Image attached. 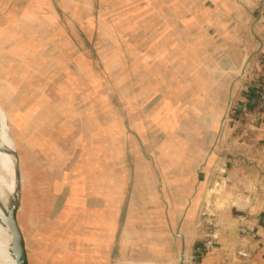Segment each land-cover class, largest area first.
<instances>
[{
  "label": "rangeland",
  "instance_id": "rangeland-1",
  "mask_svg": "<svg viewBox=\"0 0 264 264\" xmlns=\"http://www.w3.org/2000/svg\"><path fill=\"white\" fill-rule=\"evenodd\" d=\"M221 26L213 0H0V64L29 70L27 86H1L20 90L2 91L0 106L19 157L30 264L248 259L222 249L243 202V189L228 197L223 183L226 143L214 144L204 189L194 178L214 149L209 134L223 137L219 107L247 56ZM13 111L30 123L24 142ZM75 184L81 205L71 214Z\"/></svg>",
  "mask_w": 264,
  "mask_h": 264
},
{
  "label": "crops",
  "instance_id": "crops-1",
  "mask_svg": "<svg viewBox=\"0 0 264 264\" xmlns=\"http://www.w3.org/2000/svg\"><path fill=\"white\" fill-rule=\"evenodd\" d=\"M213 3L221 14L223 24L221 29L230 31L229 33L235 38V42H241V45L247 51L246 59L243 60L245 61L243 67L238 69L239 66L236 64L238 74L234 76V82L230 75L231 82L229 87L225 89L224 106L219 107V109L223 107V112L219 115L220 118L224 116L223 120H221L224 126L223 137L217 138L219 135H216V133L209 134V141L213 142V145L217 141H222L230 149L228 156L229 167L221 170L223 173L228 171V177L223 178V183L227 185L230 192L227 196L232 197L234 195V192L230 188L243 189V202H238L241 209H237L239 215L233 220L235 226H231V231H227V234L221 235L225 238L226 242L222 249H224L225 258H232L237 249H243L248 255V259L243 260V264H264V110L258 107L259 94L257 88L260 65L258 64L256 67V64H254L257 69L254 70L252 68L251 72L248 71L251 61L255 60L257 56L261 55L264 58V0H213ZM236 30L240 33H235ZM242 32L243 34H241ZM236 49L237 47L235 46V56L238 55ZM229 54H232V49H230ZM231 70L233 69L229 68L230 73ZM27 71L29 70H21L13 65L2 66L0 64V93L3 91V88L1 90L2 85L8 84L13 86V83L9 81L12 78L19 79L18 81L21 82L19 85H22V83L26 85L24 84L26 79L24 74H29ZM255 71H257V74H254L255 77H253L252 75ZM33 73L35 74L33 76L37 77L36 73L38 72L34 71ZM19 90L18 85H15L13 88L3 92L12 97V94L18 93L17 91ZM211 105L213 107L209 109V112L212 113V122L210 123H215L216 108L218 106L216 107L215 103H211ZM225 115L228 116L226 120ZM9 120H15L13 124L22 130L21 141L24 142L27 125L30 124L27 123L24 127V114L20 120L18 111L10 112ZM35 147L36 145L34 144L32 148ZM213 147L214 149L210 152L206 162L205 158L203 160L205 166H202V170L199 173L197 171L194 172L196 173L194 178L199 183V185H196L198 190L204 189L205 183L209 178V171L214 166L215 152L218 146L214 145ZM246 159L249 160L248 163H253V166L247 167L248 163L245 161ZM187 169V172H189V167ZM180 170H183V167ZM223 183H220V186L218 183L214 189H211V192L213 194H220ZM79 187L81 185L75 184L73 186L74 192L72 198H74V202H68L72 208L71 214L73 213V209L76 210L77 208L75 205H81L78 193ZM111 197L109 195V198ZM72 205L74 206L72 207ZM101 218L103 219L102 216ZM111 220L113 221V218ZM110 227L113 228L112 226ZM239 228L243 230V238L239 234ZM229 232L230 234L228 235ZM101 247L102 245L96 247L97 260H100L98 258L99 254H102L103 248ZM139 264L148 263L139 262Z\"/></svg>",
  "mask_w": 264,
  "mask_h": 264
},
{
  "label": "bare ground",
  "instance_id": "bare-ground-1",
  "mask_svg": "<svg viewBox=\"0 0 264 264\" xmlns=\"http://www.w3.org/2000/svg\"><path fill=\"white\" fill-rule=\"evenodd\" d=\"M16 143L7 124V116L0 106V201L5 210L14 201L19 183L13 152ZM13 238L9 229L0 224V264H16L11 253Z\"/></svg>",
  "mask_w": 264,
  "mask_h": 264
},
{
  "label": "water",
  "instance_id": "water-1",
  "mask_svg": "<svg viewBox=\"0 0 264 264\" xmlns=\"http://www.w3.org/2000/svg\"><path fill=\"white\" fill-rule=\"evenodd\" d=\"M13 157L16 162V172L18 179H21V168L19 163V157L16 154V150L13 152ZM21 183H19L17 195L14 201L11 203L9 208L5 210L3 204L0 201V224L5 228L9 229L13 242L11 246V253L13 257L16 259V264H30L26 249V243L24 240L23 233L21 231V227L18 223L17 214L20 207V191Z\"/></svg>",
  "mask_w": 264,
  "mask_h": 264
},
{
  "label": "built area",
  "instance_id": "built-area-1",
  "mask_svg": "<svg viewBox=\"0 0 264 264\" xmlns=\"http://www.w3.org/2000/svg\"><path fill=\"white\" fill-rule=\"evenodd\" d=\"M258 94H259V100H258V107L261 110H264V58L262 61V65L259 71L258 75ZM241 255L244 257H247V253L245 251L241 252Z\"/></svg>",
  "mask_w": 264,
  "mask_h": 264
}]
</instances>
